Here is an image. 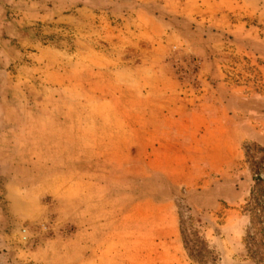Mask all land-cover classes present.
<instances>
[{
  "label": "rangeland",
  "instance_id": "rangeland-1",
  "mask_svg": "<svg viewBox=\"0 0 264 264\" xmlns=\"http://www.w3.org/2000/svg\"><path fill=\"white\" fill-rule=\"evenodd\" d=\"M263 112L264 0H0V264H252Z\"/></svg>",
  "mask_w": 264,
  "mask_h": 264
},
{
  "label": "trees",
  "instance_id": "trees-1",
  "mask_svg": "<svg viewBox=\"0 0 264 264\" xmlns=\"http://www.w3.org/2000/svg\"><path fill=\"white\" fill-rule=\"evenodd\" d=\"M260 151L263 156L250 164L253 171L257 172L252 178V185L244 205L249 216V230L243 241L247 257L252 264H264V174L261 176L258 170L264 167V148H261ZM198 239L194 236V243L200 245L201 249L202 244Z\"/></svg>",
  "mask_w": 264,
  "mask_h": 264
},
{
  "label": "crops",
  "instance_id": "crops-1",
  "mask_svg": "<svg viewBox=\"0 0 264 264\" xmlns=\"http://www.w3.org/2000/svg\"><path fill=\"white\" fill-rule=\"evenodd\" d=\"M234 5H235V3L232 4V2L229 1L228 4L224 5V7L220 6V9L223 7V10H224L223 12L228 14L229 11H232V12L235 11L234 9H236V8H235ZM241 9H245V6H242ZM242 117H243V114H242ZM255 122H257V124L262 128L261 132H264V112L260 116H257V118L255 119ZM230 125L231 124L227 125L228 129L227 128H225V129L226 130H230V131L231 130H236V131H238L240 133L241 126H240L239 122L238 123L235 122V124H233L232 126H230ZM232 128H234V129H232ZM261 132L259 131V133H253V132L251 134L249 133L250 138L255 140V141H258L259 139L262 140L264 138V136H263V134ZM186 145H184L183 149H182V150H184V153H185V151H187V147H188L189 144L187 145V147H186Z\"/></svg>",
  "mask_w": 264,
  "mask_h": 264
}]
</instances>
